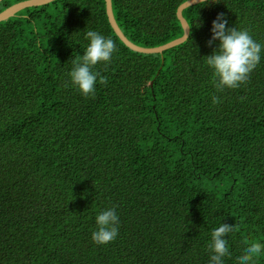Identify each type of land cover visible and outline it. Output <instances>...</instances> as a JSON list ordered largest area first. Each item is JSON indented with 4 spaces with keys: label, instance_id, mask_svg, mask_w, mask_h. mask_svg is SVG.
Returning <instances> with one entry per match:
<instances>
[{
    "label": "trees",
    "instance_id": "1",
    "mask_svg": "<svg viewBox=\"0 0 264 264\" xmlns=\"http://www.w3.org/2000/svg\"><path fill=\"white\" fill-rule=\"evenodd\" d=\"M186 1L112 6L130 41L155 48L183 36ZM219 13L264 45V0L186 9L188 40L163 54L129 49L106 0H57L0 23V264H210L221 223L236 225L223 264L264 244V49L246 84L217 90L205 57ZM89 30L117 49L93 68L108 78L94 96L70 78ZM110 208L118 236L99 245L96 216Z\"/></svg>",
    "mask_w": 264,
    "mask_h": 264
},
{
    "label": "clouds",
    "instance_id": "2",
    "mask_svg": "<svg viewBox=\"0 0 264 264\" xmlns=\"http://www.w3.org/2000/svg\"><path fill=\"white\" fill-rule=\"evenodd\" d=\"M201 3L204 0H200ZM228 19L224 13H219L212 21L211 38L207 41L212 46L215 41L219 45L211 55L206 56V63L213 70V83L217 90L225 87L236 89L246 84L253 70L260 62V53L264 45L255 41L247 29L237 30L228 27ZM86 39L90 41L82 57L73 60L74 67L70 73L71 83L83 95L94 96L97 78L99 83L106 85L108 78L93 68L98 62L110 63L112 54L117 51L115 42L100 33L89 30ZM218 96L213 97V103H220ZM97 230L92 233V240L105 245L115 241L119 231V216L115 208L104 210L96 216ZM236 230L235 224L221 223L211 233L209 248L213 253L210 264H223V258L230 256L226 237ZM264 244L252 242L237 258L238 264H255L256 258L262 254Z\"/></svg>",
    "mask_w": 264,
    "mask_h": 264
},
{
    "label": "water",
    "instance_id": "3",
    "mask_svg": "<svg viewBox=\"0 0 264 264\" xmlns=\"http://www.w3.org/2000/svg\"><path fill=\"white\" fill-rule=\"evenodd\" d=\"M3 1H6V0H0V3H2ZM54 1H57V0H28V1L17 3L11 6L10 8H8L7 10H5L4 12L0 13V23L15 17L19 12L27 8L45 6V5L53 3ZM207 1L209 0H204V2H207ZM199 4H202L200 0H188L178 8L177 17L179 21L181 22V25L184 31V34L181 38L173 40L169 42L168 44H165L160 47L144 48V47L134 44L132 41H130L126 37V35L122 31V29L119 27L116 21V18L113 12L112 0H106V8H107V15L109 18V22L111 24V27L115 31L116 35L129 49H131L134 52L141 53V54H163L164 52L170 49H173L177 46L184 44L190 36V26L187 20L184 18L183 12L186 9L194 7Z\"/></svg>",
    "mask_w": 264,
    "mask_h": 264
},
{
    "label": "rangeland",
    "instance_id": "4",
    "mask_svg": "<svg viewBox=\"0 0 264 264\" xmlns=\"http://www.w3.org/2000/svg\"><path fill=\"white\" fill-rule=\"evenodd\" d=\"M13 6V5H12Z\"/></svg>",
    "mask_w": 264,
    "mask_h": 264
}]
</instances>
